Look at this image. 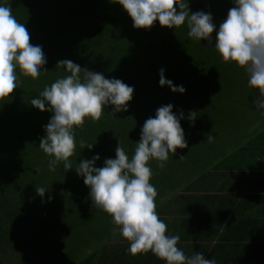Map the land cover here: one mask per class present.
Segmentation results:
<instances>
[{"label":"trees","instance_id":"16d2710c","mask_svg":"<svg viewBox=\"0 0 264 264\" xmlns=\"http://www.w3.org/2000/svg\"><path fill=\"white\" fill-rule=\"evenodd\" d=\"M4 2L24 23L30 43L42 47L47 63L36 79L18 71V89L0 99V264H34L36 260L52 264V260L69 258L68 249L78 246L68 244L75 241L72 233L77 230L72 225L80 226L81 245L89 240L81 225L89 226L85 222L96 213L110 225L111 217L92 206L89 189L75 172L78 163L99 154L95 166L103 167L105 159L115 158L118 142L131 157L145 120L168 104L173 112L184 114L181 127L188 147L170 154L163 168L155 160L149 162L150 183L156 184L168 169L169 179H181L176 181L177 189L166 187L155 198L166 234L180 237L177 247L188 257L200 251L198 241L200 253L215 264H227L224 254L236 257L229 264L252 262L256 251L249 236L264 226V117L254 109L258 92L249 88L245 70L224 62L211 48L215 32L209 46L207 41L189 38L186 25L168 29L155 22L148 30L134 29L115 0ZM188 3L192 13H210L217 28L233 7L231 0ZM61 60L120 79L134 93L126 112L113 116L108 106L98 120L86 118L75 129L72 169L66 172L59 164L49 172L50 157L39 142L52 113L40 112L30 101L67 74L56 69ZM160 69L174 86L184 87V94L159 85ZM190 110L198 112L194 126L187 120ZM208 134L214 137L211 143L206 141ZM81 140L95 144L93 149L81 148ZM40 186L47 191L43 198L35 191ZM215 223L220 241L211 248L206 244L210 235H204L203 228L208 234ZM116 232L111 247L92 248L79 264H165L150 251L132 255ZM227 241L229 245H223ZM212 253L217 258H211Z\"/></svg>","mask_w":264,"mask_h":264},{"label":"clouds","instance_id":"9594fccd","mask_svg":"<svg viewBox=\"0 0 264 264\" xmlns=\"http://www.w3.org/2000/svg\"><path fill=\"white\" fill-rule=\"evenodd\" d=\"M112 3V0H110ZM233 7L227 17L217 25L208 12H190L188 0H115L132 21L134 29H150L155 22L163 28L174 29L186 25L188 37L195 41H207L226 63L231 62L247 73L249 88L258 95L253 100L254 109L264 116V0H231ZM47 63L40 45L30 43V34L24 23L17 21L12 8L0 0V99L10 97L18 89V71L25 77L38 78ZM56 69L67 74L56 79L30 101L40 112L52 113L40 138L39 148L50 157L48 171L54 172L63 164L66 172L72 169V157L76 149L75 129L86 118L98 120L108 106L113 116L126 112L133 98L134 88L120 79L106 78L100 72L82 69L71 60L57 62ZM82 74V75H81ZM159 85L171 92L184 94L183 86H174L159 71ZM198 112L189 111L190 126L198 118ZM184 114L173 112V105L157 108L154 117L145 120L140 139L135 143L131 157L118 142L115 158L104 160L103 167H96L99 154L91 159H81L75 172L83 178L89 189L93 207L111 217L119 237L129 243L132 255L151 252L165 264H215L196 252L191 257L177 247L180 237L168 235L167 225L156 212L157 190L150 183L153 171L151 160L163 168L177 149L188 147L181 127ZM214 140L208 134L206 141ZM95 144L81 140L79 146L93 149ZM183 157V156H182ZM180 157V158H182ZM43 198L46 189L35 187ZM52 197H48L51 202Z\"/></svg>","mask_w":264,"mask_h":264},{"label":"rangeland","instance_id":"374dc122","mask_svg":"<svg viewBox=\"0 0 264 264\" xmlns=\"http://www.w3.org/2000/svg\"><path fill=\"white\" fill-rule=\"evenodd\" d=\"M258 115L261 116L260 114ZM167 167L169 168V166ZM170 171H171L170 169L166 170L165 172L160 174L161 175L160 179L156 184L152 183L157 190V194L158 193L161 194L162 193L161 191H164L166 187L177 189L178 185L176 184V181H180L181 179L180 180L176 179L174 176L172 179H169ZM85 223H88L89 226L81 225V232H84L85 233L84 236L89 239L86 241L87 242L86 245H81L79 243V241L81 242L82 240V235H80L79 232H77V231H80V228H79L80 226L77 224L72 225V229L77 230L72 233V237L75 241H69L68 244L71 245L74 243V244H77L78 246L68 249L67 256L69 258H62V260H52V261H55L52 264H65V261L70 262V263H75V264H79L81 262L83 263L84 257H86V255H88L90 252L94 250L92 248L100 249L101 251L105 248L108 249L114 244L113 242L114 235L112 236L113 232H111V230L114 228V225L112 223L108 225V221L104 218H101L97 213L95 214V216H93L92 219H88L87 222ZM110 238L111 240H109ZM124 243L129 245L127 240ZM124 243L123 241L120 242V244L122 245H125ZM23 264H29V263L25 261ZM34 264H45V263L42 260L41 261L36 260Z\"/></svg>","mask_w":264,"mask_h":264},{"label":"crops","instance_id":"0c3cea01","mask_svg":"<svg viewBox=\"0 0 264 264\" xmlns=\"http://www.w3.org/2000/svg\"><path fill=\"white\" fill-rule=\"evenodd\" d=\"M263 219L264 221V217L261 218ZM219 225L217 223H215V225H213V228L208 232V234L205 232L206 231V228H203V234L204 235H210V243H206V244H210L211 248H213L215 246V244H218L220 239H219V234L217 233L218 231V227ZM250 238V241L252 240V244L251 246L253 247V250L256 251V253L254 255H252V262H249L247 264H264V226H260L259 225V228L256 227V230H255V233H253L251 236H249ZM227 238V237H226ZM189 242H192V241H189ZM233 242V241H232ZM193 243V242H192ZM196 244V248L197 250L200 251L202 250L200 248V246H202L201 242H195ZM223 245H229V242H225ZM210 248V249H211ZM199 251V252H200ZM224 254V253H223ZM211 255V258H217V255H214L213 253L212 254H209ZM226 257L225 259H227V264H229L228 261H230L232 258H236V257H233L232 254H224ZM249 256V255H247Z\"/></svg>","mask_w":264,"mask_h":264}]
</instances>
